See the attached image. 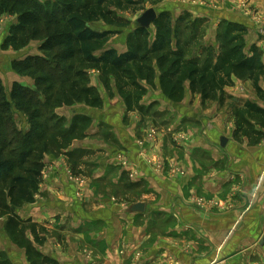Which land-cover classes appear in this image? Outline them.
Wrapping results in <instances>:
<instances>
[{
    "label": "crops",
    "instance_id": "obj_1",
    "mask_svg": "<svg viewBox=\"0 0 264 264\" xmlns=\"http://www.w3.org/2000/svg\"><path fill=\"white\" fill-rule=\"evenodd\" d=\"M229 2L227 17L237 10L253 18L247 52L257 46L264 63V0ZM112 49L128 51L127 44L105 48ZM23 79L16 82L28 86ZM234 83L225 89L221 105L219 100L203 103L188 82L183 101L172 103L159 81H142L147 92L141 112L136 106L129 110L112 80L113 95L104 96V90L101 96L106 114L89 113L98 124L65 156L71 160L76 150L86 151L85 157L93 151L101 163L87 167L90 173L81 165V183L75 184L67 181L64 156L46 158L35 202L15 213L42 227L45 241L37 244L30 229L26 240L56 264H264V136H236L233 114L234 105L246 102L264 109V100L252 81ZM260 86L264 92V77ZM103 125L116 131L123 149L114 145L109 151L90 136ZM255 129L264 133L258 125ZM223 137L226 147L220 143ZM124 161L131 165L123 166ZM127 179L132 191L123 187ZM129 196L139 200L128 203ZM137 203L145 204L144 212L130 211ZM7 221L0 218V264L36 263L29 259L27 241L9 236Z\"/></svg>",
    "mask_w": 264,
    "mask_h": 264
},
{
    "label": "trees",
    "instance_id": "obj_2",
    "mask_svg": "<svg viewBox=\"0 0 264 264\" xmlns=\"http://www.w3.org/2000/svg\"><path fill=\"white\" fill-rule=\"evenodd\" d=\"M142 1L146 0H51L43 4L38 0H0V17L4 14L17 17L5 48L21 49L25 39L31 37L42 42L40 50L45 53L43 57L14 63V70L36 76L37 85L45 86V100L37 91L20 84H15L8 96L0 77V218L8 217L6 231L12 239L17 241L23 237L27 241L25 234L30 229L36 235L37 244L45 241L40 235L44 232L42 227L19 219L15 213L25 204L35 202L45 168L42 154L48 149L45 123L35 122L27 134L12 126L10 120L14 106L28 114L32 121L43 118L42 109L46 107L53 109L84 103L91 108H100L102 97L90 85V69L99 71L101 81L107 87L112 80L116 82L129 110L133 106L139 107L147 92L142 81L149 85L159 81L163 94L172 103L183 101L188 82L192 93L199 94L203 103L219 100L223 105L225 89L234 86L235 79L250 80L258 97L264 100L260 86L264 77L263 52L257 46L247 52L245 36L248 29L240 23L223 25L219 55L204 63L198 57H190V45L183 41L181 20L178 19L176 24L179 25L174 26L168 12L158 14L153 24L156 30L153 41L151 29L135 27L127 37V52L105 50L114 33L97 32L89 25L103 21L117 27L116 24L122 22L108 10V5L129 10ZM98 52L102 53L97 55ZM139 110L144 112L140 107ZM233 114L237 123L236 136L256 135L258 139L264 136L262 131L255 129L256 125L264 129L262 107L246 102L234 105ZM90 126L91 118H76L71 128L65 129L64 147L83 138ZM80 131L82 134L77 137ZM13 143L20 146L19 150L12 148ZM26 246L29 259L36 262L34 264H56L42 257L30 242L27 241Z\"/></svg>",
    "mask_w": 264,
    "mask_h": 264
},
{
    "label": "rangeland",
    "instance_id": "obj_3",
    "mask_svg": "<svg viewBox=\"0 0 264 264\" xmlns=\"http://www.w3.org/2000/svg\"><path fill=\"white\" fill-rule=\"evenodd\" d=\"M40 3H46L51 0H38ZM229 4V5H228ZM229 0H170V1H164V2H154V1H142L139 5L129 9V10H120L116 6L108 5V10H110L114 17H116L120 22V24H116V26H111L110 24L99 21L96 23H91L89 26L92 30L97 32H103V31H111L114 33V35L111 37L110 41L107 45H114L118 48H122L124 45H126L127 37L129 34H132L136 27L137 20L148 10L154 9L158 14H161L163 12H168L171 16V19L173 20V25L178 26L179 24H176V21L178 19L181 20L180 28L184 33L183 41H187L190 45L189 49V55L190 57H198L202 63H204L207 59L210 57L217 58L220 53V34L223 31L222 27L227 22L232 23H240L241 25H245L248 29V24L254 23L252 20L253 18L250 17V15L246 14H236L237 10H232V16L227 17V11L230 6ZM242 9L247 8V4L241 2ZM239 4V6H240ZM250 10V9H249ZM237 15L241 16V18H238ZM17 17L15 15L11 14H4L0 17V37H5V39L2 41V44L0 43V77L2 79V83L5 88V92L8 96H10L13 86L15 84H18L16 80L18 77H21L23 81L25 80L26 83H28V86H24L26 89L35 90L39 93V97H41L43 100H45L47 93L45 92V86L43 85H37L36 79L37 77L31 74H21L14 70V63L16 62H24L28 58L31 57H37L41 56L43 57L45 53H43L40 50L42 42L40 40L32 39L31 37H27L24 42V47L21 49H14L12 47H9L8 49L5 48V45L7 43V40L10 38V31L11 28L17 23L16 21ZM155 28L152 25L151 26V33L152 38L151 41H153L155 36ZM249 32V29H248ZM264 32L261 33V36H263ZM183 35V34H182ZM248 33L245 36V40L247 39ZM246 44L248 45V42L246 40ZM100 76V73L97 69H90L89 70V79L90 84H96L97 86L95 89L99 92V94L102 96L103 91L106 90L104 93V96L107 94L109 96H112V92L114 91L111 85L107 87L102 81ZM99 79V80H98ZM24 82V83H25ZM29 84L33 85L34 87H29ZM103 97V96H102ZM52 104V103H51ZM105 105V100L102 98V105L100 108H91L84 103H74L73 106L70 107H61V108H53L49 109L48 107L43 108L42 112L44 113L43 118H36L35 121H32L30 116L26 113H24L22 110L16 108L15 106L12 109L11 114V123L12 126L18 129L19 131H22V134H27L32 131V128L34 126V123L36 124L45 123V125L48 128V131L46 133L45 138L47 139L48 143V149L47 153L42 154L43 161L48 158V156H54L56 158H61L62 156L64 159V163L66 164V170H67V181L69 183H79L82 176V172L90 173L87 167L91 169L92 163L100 164L101 162H98V158L96 157L95 152H87L89 153L85 157L86 151L76 150V155L79 156L82 155L83 160L80 158L75 159L74 156L70 157L73 158L71 160H68L65 156H68V150H70L72 147V144L76 140H83L84 138L88 137L87 132H89L92 129L93 123L98 124V118L96 120L92 119V116L89 115V113H95L97 115L99 114H106V111L103 109ZM63 108V110H62ZM91 108V109H90ZM85 109V110H84ZM100 110H104L103 112H100ZM85 112L87 115H83L82 112ZM90 117H89V116ZM94 115V114H93ZM82 117H89L91 118V126L84 132L85 136L81 139L77 138L75 139L68 147H64V133L65 129L71 128L73 125V122L76 118L80 119ZM94 117V116H93ZM59 119H62L59 121ZM96 121V122H95ZM33 122V123H32ZM7 126V125H6ZM58 129V131H56ZM17 130V131H18ZM2 132H4V128L1 129ZM82 132L77 133V137L81 136ZM55 135V138H54ZM90 136L98 137L95 139H98V141H102L106 144L108 147L107 149L111 151L114 147V145H119L120 149H123V145L121 141L119 140L118 135H116V131L112 130L109 126L103 125V128H101L97 135L91 134ZM22 138V137H21ZM5 139H7L5 137ZM17 141L18 139L15 138ZM13 142H15L13 140ZM13 149L19 150L20 146L17 143H13ZM61 147V148H60ZM29 149V147H27ZM72 154V153H71ZM39 157V154H38ZM77 158V157H76ZM82 160V161H81ZM16 163L19 162L18 159L15 160ZM76 161V162H75ZM86 161V162H85ZM125 163V164H124ZM123 166L127 165L130 166V161H124ZM63 164V163H61ZM81 165H85L84 171L81 168ZM95 165V164H94ZM125 166V167H127ZM128 176V173H127ZM129 177V176H128ZM81 183V182H80ZM132 183L129 179L126 180V183L123 185V187H126L127 190L132 189ZM107 186H109L107 184ZM124 196H128L127 194ZM139 200V197L135 196H129L127 199V202L133 204V202H136ZM41 234L43 232H40ZM40 234V235H41Z\"/></svg>",
    "mask_w": 264,
    "mask_h": 264
},
{
    "label": "water",
    "instance_id": "obj_4",
    "mask_svg": "<svg viewBox=\"0 0 264 264\" xmlns=\"http://www.w3.org/2000/svg\"><path fill=\"white\" fill-rule=\"evenodd\" d=\"M158 18V13L154 9L146 11L136 22V27H141L145 29H151V26ZM221 146L226 147L228 140L226 138H221ZM131 212H144L145 204L137 203L130 208Z\"/></svg>",
    "mask_w": 264,
    "mask_h": 264
}]
</instances>
